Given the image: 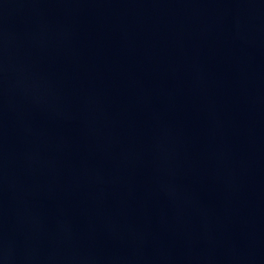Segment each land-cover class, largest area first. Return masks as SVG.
Segmentation results:
<instances>
[{"label": "water", "instance_id": "95a60500", "mask_svg": "<svg viewBox=\"0 0 264 264\" xmlns=\"http://www.w3.org/2000/svg\"><path fill=\"white\" fill-rule=\"evenodd\" d=\"M0 264H264V0H0Z\"/></svg>", "mask_w": 264, "mask_h": 264}]
</instances>
